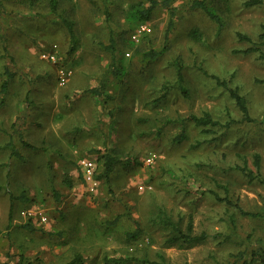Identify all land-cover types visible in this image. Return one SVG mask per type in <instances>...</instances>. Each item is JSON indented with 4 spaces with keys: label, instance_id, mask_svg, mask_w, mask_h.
<instances>
[{
    "label": "rangeland",
    "instance_id": "1",
    "mask_svg": "<svg viewBox=\"0 0 264 264\" xmlns=\"http://www.w3.org/2000/svg\"><path fill=\"white\" fill-rule=\"evenodd\" d=\"M245 1L206 0L219 26L193 0H174L170 31V13L158 6L147 34L132 42L127 10L146 0H55L56 13L50 0H0V264H69L76 254L82 264L158 254L171 264H243L253 251L262 260L254 264H264V220L238 211L264 213V184L235 168L255 172L258 153L264 178V62L235 52L253 46L237 32L257 41L264 5ZM62 19L72 21L76 44ZM112 39L110 69L104 46ZM50 44L55 63L42 57ZM148 51L161 53L145 59ZM60 70L69 74L62 85ZM210 75L238 89L250 121ZM103 81V95H93ZM204 111L233 123L206 133L184 120ZM9 139L21 159L10 155ZM105 154L115 164L90 194L76 163L95 158L102 170ZM159 208L209 237L167 245L168 231L151 220Z\"/></svg>",
    "mask_w": 264,
    "mask_h": 264
},
{
    "label": "trees",
    "instance_id": "2",
    "mask_svg": "<svg viewBox=\"0 0 264 264\" xmlns=\"http://www.w3.org/2000/svg\"><path fill=\"white\" fill-rule=\"evenodd\" d=\"M171 2H174V0H146V2H139L135 4H130L126 18L128 19L129 22L134 24V29L132 28V31L129 34V37L132 42H136L134 39H132V34L135 32V29L140 25V24H146V21L150 20L153 16L154 10L156 7H164L166 8L169 13H170V18L168 22V27L167 30L170 31V29L173 27V16H174V8L171 6ZM51 3V10L53 13H56V5H55V0H50ZM257 5H264V0H246L244 2V6L246 7H251V6H257ZM190 7L192 9H200L203 11V13L206 14L209 19L215 21L219 26L222 25V19L219 17V15L213 10L211 6H209L206 2V0H193L191 3ZM55 11V12H54ZM63 25L66 27L67 32L74 44H76L75 41V34L73 30V23L70 20L67 19H62ZM199 32L196 29H192L190 31V36L198 40L199 39ZM147 32L142 33L139 37H143ZM236 37L238 41L242 42H248L251 43L253 46H249L245 49L241 50H235L236 53H241L243 55H248L251 53H256L257 58L261 61L264 62V50L261 49V46H264V25H261V31L257 35V41L255 42L252 40L249 36L246 34H243L241 32L236 33ZM138 39V40H139ZM114 40L112 39L110 44L107 46H104V49L108 50L111 54V62H110V69H113L112 67L114 66V48H113ZM50 48L53 46V44L49 45ZM75 47V45L72 46V48ZM50 50V49H49ZM161 52L157 51H148L144 53V58L145 59H155L156 57L159 56ZM6 72V71H5ZM204 74H206L205 71H203ZM178 80L181 81V73L178 72ZM8 76H11L10 73H8ZM210 77L214 78L215 82L219 85L222 86L229 94V96L234 100L236 106L239 108L241 114H242V120L243 121H250L249 115H248V109L246 106V101L245 98L239 94L238 89L235 87H231L228 82L224 80H220L218 77L214 75H210ZM261 83H264L262 80H258ZM107 85L105 82H100L98 87H93L90 89V92L93 95L101 96L104 93V90L106 89ZM6 84L3 83L1 84V91H5ZM184 120L192 122L196 127H199L203 132L209 133L213 132L214 127H229L232 123L233 120L229 118L227 121L224 123H220L218 120H215L211 114L207 111H204L201 113V115H195V114H190L184 118ZM13 126V124H12ZM19 138L21 137L20 134L18 135ZM185 138V134L181 132L177 136H175V139L180 141ZM21 143L23 146L33 148L32 145L28 144L21 138ZM6 146L10 150V155L16 156L17 158L21 159V154L16 151L14 143L12 139H9V141L6 143ZM253 166L255 168V172L252 170H248L245 166H235L236 169H238L243 175L247 176L249 181L257 180L258 182L264 184V178L261 177L259 173V168H260V155L258 153H255L253 155ZM89 158V157H88ZM94 161L96 160L95 158H91ZM115 159L112 156L109 155H104L103 156V165H102V170H100L97 167L96 164V169H95V179L98 181V186L96 187L95 191L90 193L94 194L97 192L99 187L101 186V180L100 179H105L107 180L109 177V174L112 170L113 165L115 164ZM96 162V161H95ZM76 170H77V177L81 180L82 184L86 186L85 180L82 175V170L80 169L79 166V161L76 163ZM64 182L68 187H72L74 184V180L68 176L64 178ZM88 191V190H87ZM56 193V192H55ZM56 199H59V194L56 193ZM226 203H230L228 200H226ZM238 211L240 215L242 216H248L251 218H257V219H262L264 220V213L261 212H247L244 211L240 208H238ZM229 222L231 224L234 223V218L232 215L228 217ZM117 218H115L114 222L115 223ZM152 222L155 225H158L159 227L165 229L168 231V236L165 239V243L169 246L173 245H178V246H193L195 244L202 243L206 238L209 236L205 232H201L200 234H194L192 231V223L189 221L186 224L185 228L181 227L180 221L178 220H173L170 216H168L163 209H158L157 213L151 218ZM139 235V230L138 228L134 232H130L127 234L129 238L132 240L137 239ZM243 259V256H242ZM82 258L79 254H76L74 258L69 262V264H82L81 261ZM134 260L138 264H171L166 261L165 257L162 254L157 255V259H148V258H133V257H118V258H112L109 259V263L113 264H128V261ZM243 264H254L256 262L262 261L261 260V255L259 251H253L251 253L250 259L247 260H242Z\"/></svg>",
    "mask_w": 264,
    "mask_h": 264
},
{
    "label": "built area",
    "instance_id": "3",
    "mask_svg": "<svg viewBox=\"0 0 264 264\" xmlns=\"http://www.w3.org/2000/svg\"><path fill=\"white\" fill-rule=\"evenodd\" d=\"M147 31L146 24H140L136 29L135 32L132 34V39L135 41H138L140 35L144 32ZM57 46L54 44L52 46V49L49 51H44L42 53V57L45 60L51 61L53 63L56 62V54H57ZM58 80L59 83L65 84L66 81L68 80V72L64 70H60L58 72ZM152 160V156L147 158V162H150ZM79 166L80 169L82 170V175L85 180L86 188L88 192L92 193L95 191L96 187L98 186V181L95 179V169H96V162L88 157H84L79 160ZM29 213V212H28ZM31 214V213H29ZM38 214H41V212H38ZM22 215H25V212H22ZM37 215V214H36ZM41 221H46L45 216H39Z\"/></svg>",
    "mask_w": 264,
    "mask_h": 264
}]
</instances>
